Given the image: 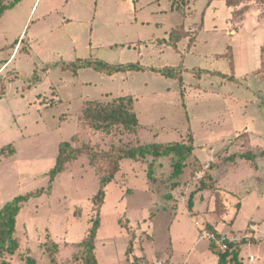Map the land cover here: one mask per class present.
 <instances>
[{
    "label": "rangeland",
    "instance_id": "1",
    "mask_svg": "<svg viewBox=\"0 0 264 264\" xmlns=\"http://www.w3.org/2000/svg\"><path fill=\"white\" fill-rule=\"evenodd\" d=\"M227 1L191 0L184 19L171 0H20L5 11L0 150L7 154L0 156V210L17 196L43 194L23 206L14 236L19 247L0 253V264H85L83 245L96 220L97 264H221L216 247L200 239L197 223L229 237L253 233L238 245L239 259L244 264L252 254L264 264V69L253 72L261 64L255 45H264V0H232L234 7ZM183 22L193 31L204 24L191 63L226 75L203 78L208 89L195 90L198 103L187 98L184 107L176 91L165 89L171 87L166 78L151 72L124 83L122 74L90 69L76 78L58 64L140 61L138 51L102 42L168 38ZM231 51L232 60L207 58L211 52L230 58ZM167 55L172 58L167 52L153 64L170 66ZM143 81L153 88L139 89ZM122 96L135 99L140 124L134 132L96 131L83 120L88 101ZM64 142L85 153L50 183ZM177 143L194 147L179 179H171L170 158L123 159L103 201L96 199L118 152ZM227 264L235 263L229 257Z\"/></svg>",
    "mask_w": 264,
    "mask_h": 264
},
{
    "label": "trees",
    "instance_id": "2",
    "mask_svg": "<svg viewBox=\"0 0 264 264\" xmlns=\"http://www.w3.org/2000/svg\"><path fill=\"white\" fill-rule=\"evenodd\" d=\"M20 0H14L7 6L0 5V17L5 13L6 10L14 7ZM136 1V0H133ZM191 0H171L172 10L181 13L184 19L187 15L184 13V8L189 5ZM237 2L228 0L227 5L229 7L236 6ZM177 31H181L183 35L178 38H174ZM198 30L188 33L184 26H177L172 29L170 35L167 39L159 40L161 44H168L170 46H176L177 43L181 42L183 38H188L191 34L192 37L189 39V45H193L196 34ZM62 70L71 71L74 75H77L81 70L90 69L97 73L112 76L118 73L125 72H140L144 69L138 64H126V65H112L100 60H77L75 62H62L58 63ZM264 69V49L262 50V67ZM154 72L159 73L164 77H176L182 72L181 68L164 67L160 69H151ZM222 76L221 73H217ZM135 99L132 96H122L113 99L110 102L101 101H88L86 107L83 111V120L90 125L96 131H110L114 127H122L125 130L134 132L139 127V120L137 114L134 110ZM194 147L192 143H177V144H146L134 148H129L118 152L117 160L115 161V167L111 174L106 175L101 178L100 189L96 196V199L103 201L105 197V186L111 182L114 178L116 172L118 171V163L123 159L139 160L145 159L147 157L153 158H170L172 161L173 171L171 174V179H179L186 168V162L188 158L192 155ZM7 149L4 147L0 150V156H5ZM12 150L8 155L14 153ZM85 153L84 149H75L71 146L69 142H64L60 149L59 155L56 160L55 166L49 172L50 183H52L55 178L61 174L65 166L73 161L77 160ZM248 158H253L252 154H246ZM93 160L96 159V155H93ZM152 172H149V178H152ZM51 187L48 188V190ZM43 194L42 190L38 192L28 193L26 195H20L15 197L13 200L9 201L0 210V253H14L19 245L15 239L16 225L18 216L23 208V206L33 198H40ZM190 207H192V197L190 199ZM99 220H96L93 224V228L90 232L88 240L84 243L83 247L85 249V264H97L95 256V238L97 236V230L99 228ZM211 231V230H210ZM216 232V231H214ZM213 245V244H212ZM237 246H231L227 253H220L218 255L221 260V264H227V259L231 257V260L235 264H243L241 259H239V249ZM29 264H34V261H30Z\"/></svg>",
    "mask_w": 264,
    "mask_h": 264
},
{
    "label": "crops",
    "instance_id": "3",
    "mask_svg": "<svg viewBox=\"0 0 264 264\" xmlns=\"http://www.w3.org/2000/svg\"><path fill=\"white\" fill-rule=\"evenodd\" d=\"M137 1L138 0L133 1V2H137ZM137 11H138V9H137ZM137 11H135V13H137ZM145 23H147V22H142V24H145ZM158 24L159 23H157V26H158ZM179 26H184L185 30L188 33L193 32V30L187 28V26H186V24H184V22H183V24H181ZM203 29H204V24L202 23L195 30H198L199 31L198 33H200L201 30H203ZM198 33L196 34V37H197V35L199 37ZM188 38H183V40L181 42L177 43L176 46H170L166 43L161 44V43L157 42L159 40L167 39V38H156V39H150V40H139L137 42H134L133 44H128V43L123 44L122 42H120V43H116V42L108 43V42L104 41V42H102L103 43L102 47L104 46L106 48H114V47L116 48V47H124L125 46L124 48H128L130 50L134 49L135 51H138V53H139L138 57H139L140 61L128 62V63L129 64L130 63L138 64L144 70L140 71V72L118 73V74L113 76V77H115V76L121 75V74L124 75V76H122V79H121L122 82H124V83L127 82L129 78H133L134 74H138V73H140L142 75L138 74L136 76H145V74H148V72H151L153 74L164 77V76L160 75L159 73L152 71L151 69H160V67L155 66L156 64H153L154 63L153 61L157 58H161L162 55L166 54L167 52H170L172 54V58L169 55H167V60H166L167 65H170V66H167V65H165V66L173 67V68H181L182 72L180 74H178L176 77H170V78L164 77V78H166L167 82H169V84L171 85V87H167L165 89H167V91H172V90L176 91L178 94L179 103H181L185 107V106H187L186 105L187 104L186 102L188 100L187 98H191L194 101V103H198L200 98L198 99V97H196V91L195 90L208 89L207 86L202 83L203 78H205L206 76L211 77V75L221 76V75L217 74L220 72H216V71H212L210 69L202 68V67L196 65V63L195 64L191 63L190 58L192 55L197 53V47H198L199 41L197 38H195L194 44L191 46V45H189L190 41ZM148 42H154V43L147 45ZM129 45H131L132 47H130ZM142 48H144V49H142ZM263 48H264V45L262 46L261 42H259L255 45V49H256V50H254L255 51V60H257V58L260 55L261 64H260V67L258 69L253 71L254 73L258 72L260 70V68L262 67V50H263ZM142 50H145L146 53H144ZM223 55H225V53L224 54H218V53L211 52L210 54L207 55V58L208 57L215 58V59L216 58H226L229 60L233 59L232 51L230 53V55H231L230 58L223 56ZM169 58H171V60H173V61H171ZM144 60L147 63H144ZM124 64H127V63H124ZM81 72H84V71L81 70L77 75H75L76 78L79 77V74ZM221 74L226 76L222 72H221ZM101 75L103 76V74H101ZM153 76L154 75H146L147 79L149 77V80H151V81L154 79ZM140 78H142V77H140ZM81 84L92 85V82H90L89 80H83L81 82ZM222 84H223L222 81H220L219 86H221ZM152 88L153 87H151V85L148 81H143V82H140V84H139V89H152ZM136 89H138V87ZM251 92L253 95H256V93L254 91L251 90Z\"/></svg>",
    "mask_w": 264,
    "mask_h": 264
},
{
    "label": "built area",
    "instance_id": "4",
    "mask_svg": "<svg viewBox=\"0 0 264 264\" xmlns=\"http://www.w3.org/2000/svg\"><path fill=\"white\" fill-rule=\"evenodd\" d=\"M14 57V56H13ZM197 226L201 228L200 230V239L206 240L209 243L213 244L218 252L220 253H227L231 246H237L242 243V241L252 239L254 238L253 233H250L249 235H245L244 237H229L227 235H223L214 231L208 230L206 227H204L202 224L197 223ZM258 258L255 255H248L246 261L244 264H257Z\"/></svg>",
    "mask_w": 264,
    "mask_h": 264
}]
</instances>
